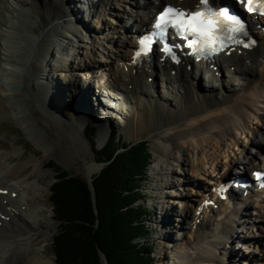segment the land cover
Segmentation results:
<instances>
[{
  "label": "bare ground",
  "instance_id": "bare-ground-1",
  "mask_svg": "<svg viewBox=\"0 0 264 264\" xmlns=\"http://www.w3.org/2000/svg\"><path fill=\"white\" fill-rule=\"evenodd\" d=\"M125 1L126 4L131 3L132 7L138 8L137 11L131 10V14H127L130 15L133 23L121 25L119 20L115 22L120 33L125 32L126 36L114 33L107 37L105 33L106 37L102 35V38H99L110 43L114 48L107 47L101 50L100 45L103 43H99L92 32V22L101 23L107 20V23H112L110 18L100 19L99 15L102 12L116 18L122 19L123 17L125 22V19H129V16L126 18L124 14L123 16L121 14L125 6L121 3ZM179 1L174 2L185 8L200 2V0ZM213 1L216 2V0ZM225 1L234 2L236 0ZM169 2L172 1L0 0V9L6 10L11 15H7L8 20L0 19V113L15 116L24 124L26 132L34 136L35 129L28 124L29 115L26 110L28 107L32 114L34 113L32 100H36V97L37 100L47 105L50 112H55L57 117H54L61 125L76 133L77 128L72 121L77 120L79 114L95 117L96 108L93 105L95 103L89 94L94 97L98 94L90 80H86L88 77L81 78L79 83L77 81L79 76L74 79L72 73L82 71L83 66H86L87 69L92 68L95 74L94 69L97 68L96 63H98L96 54L99 51L105 58L101 60L106 64L105 66L111 64L109 67H112L116 62L117 69L98 67L100 70H97L94 77L98 81V88L101 89L99 93L103 92V96L113 102L125 100L128 103L129 100L132 103L133 120L137 121L140 129H143L138 135L140 136L148 129L154 133V138L168 143L159 142L156 149L158 153L168 158L164 160V157L160 156L163 164L159 170V172L164 170L167 182L165 185L158 182L155 184L159 190L156 191L155 197L159 200L161 214L165 215L159 226L160 228L163 225L158 236H165V229H168L165 226V220L170 216L169 213L175 210L167 207V201L163 197H167V192L165 194L161 192L164 186L175 188L182 186L184 182L189 183L187 180L189 175L199 180L205 177V182L212 183L207 178L214 174L211 179H217L216 184H219L238 175L239 173H234L235 169L245 174L251 166H253L252 172L258 168L264 170V19H260L256 25L262 26L260 30H256L259 43L251 50L236 49L230 56L227 54L216 56L212 62L207 64L189 61L186 66L179 68L175 77L172 73L174 68L168 61L161 65L164 71V88L167 93L172 96L176 93V96L178 95L182 100L181 107L173 113L168 108L170 99L163 101L164 98L161 99V95L156 97L154 92L158 80V74L154 68L156 64L158 68L159 62L153 59L149 65L144 64L142 68H135L132 63L133 50L136 48L137 40L143 29L148 25L151 14ZM22 6L31 7L38 18L36 25L31 26L38 40L37 45H33L32 48L31 45L26 47L23 43L15 41V39H20L19 36L22 33L19 32L20 28L13 19L23 17L19 12ZM85 15L88 19L84 18ZM107 26H101L103 32L111 28H106ZM123 27H129V31H124ZM85 32L90 34L92 40L89 41L90 44L87 42ZM118 36L119 39L123 38V41H118ZM160 57L162 55H159ZM81 62L84 65H81ZM190 66L192 72L195 69L200 75L190 76L189 71L186 70ZM225 70L227 74H224ZM108 75L111 76L107 77ZM59 77L64 80L60 81ZM112 78L114 81L110 84ZM149 78L153 81L149 82ZM201 79H205L210 88L212 85L215 87L214 95L218 94V97L198 93L200 91L198 83L201 84ZM208 80H211L213 84L211 85ZM121 83L127 87L121 89L122 92L124 91L121 94L122 97L114 90V88L119 90ZM104 89H109L107 94L104 93ZM84 90L85 95L82 92ZM69 93L73 97L72 100L76 101L74 109L77 112V115L73 114L70 122L66 119L68 116L64 108L68 103ZM129 95L131 100L128 98ZM97 101L106 111L102 119L107 121L112 119V114H114L112 108L101 100ZM126 103L118 104L120 111L124 110ZM155 118L159 119L158 124L155 123ZM95 119L98 120L96 117ZM255 120H259V124L252 127L251 124ZM100 125L99 130L109 126V124L105 125L104 121ZM246 133H248L249 142L243 145L241 142V150L233 153V147L240 144L239 135ZM258 138L261 139L260 142L257 141ZM172 147L176 150L172 151ZM20 153L19 150L12 153H0V264H47L44 260L45 255L42 256L43 250L35 246L41 244V234L47 232L53 234L57 228L51 223L44 226L40 222L39 211L43 205L42 190L45 188L42 185V178L48 172L42 169L43 161L29 160L12 165L11 155ZM258 157H260L259 161ZM222 159L225 160L224 164ZM183 165L185 167L179 170ZM31 166L34 167L35 173L30 171ZM99 168L97 166V169ZM222 168L223 172H221ZM176 173L186 178H177L179 181L175 182L170 174ZM204 187H206L205 184L200 187L199 191H193V194L191 190L182 188V191L170 192L168 196V198H180V201L173 202L172 200L171 203L173 202L177 209L179 208V211H175L181 217L183 224L187 223L185 213H189L194 206L195 222H188L193 225L192 228H188V232L177 240V247L180 250L176 251V257L179 264H226L232 259L236 264V259L241 255H238L233 247L232 241L235 238L249 244L248 248L252 246L262 248L264 246L262 242L264 215L260 213L253 217L249 209L255 205L259 210L264 209V190L247 189L245 196L243 192L235 191L232 193V198L236 197L233 207H228L218 201L219 206L216 210L205 205L206 194L201 190L207 189ZM200 190L201 194H198ZM196 193L197 195H194ZM184 199H188V202H184ZM244 217H248L245 222L251 225L249 230L251 228L253 232L254 228H257L259 234L254 237L249 235L247 238L240 234L238 227L242 224ZM170 219L172 220V215ZM195 219H199V222ZM170 224L174 225V222L171 221ZM184 227L187 228L186 225ZM172 234L169 227L168 237ZM25 238L30 240L29 244L32 247L27 245ZM179 245L184 246L179 247ZM223 250L225 252H222ZM248 260L256 264L258 256L250 253L244 263ZM262 264H264V255Z\"/></svg>",
  "mask_w": 264,
  "mask_h": 264
},
{
  "label": "rangeland",
  "instance_id": "rangeland-1",
  "mask_svg": "<svg viewBox=\"0 0 264 264\" xmlns=\"http://www.w3.org/2000/svg\"><path fill=\"white\" fill-rule=\"evenodd\" d=\"M141 1H143V0H141ZM121 4H122V6H124V4H125L124 10H123L124 12L121 11L122 16H123V14H124V16H126V18H128V16H129V19H127V20L125 19V22H124L123 17H122V19L117 17L119 19V24L131 25L133 23L132 19H131L130 15H127V14L130 13L132 5H131V3L126 4V1H125V3H121ZM132 8H133V11H137V9H138L136 7H132ZM18 10H19V8H18ZM19 12L23 15V17H19L18 19L16 17V19H13V21L15 20V22H17L18 27L20 28L19 32L22 34H21V36H19L20 39H15V41L23 43L26 47L31 45V48H32L33 45L34 46L37 45L38 40H37V34L35 32H33L31 26L36 25V22H38V18L36 17L33 10H31V7H29V6H22L21 10ZM7 13L8 12L6 10L4 11V9H0V19H2V20L7 19L8 20L9 17L7 15H10V14L9 13L7 14ZM99 17H100V19L110 18L112 21V23L111 22L107 23L106 22L107 20L106 21L103 20L101 23L99 22L101 24V26L102 25H104V26L108 25L106 28L111 27L110 29H107V30H109V33L106 34V36L108 35L107 37H109L110 35H113L114 33H117L116 35H120L123 37L126 36L125 32L120 33L119 27H116L115 22H118V19L115 16L113 17L111 14L105 15V13L102 12L99 15ZM84 18L88 19L86 17V15L84 16ZM99 23L93 21L91 26H92V32L94 33V35H96V38L99 41V43H103L100 45L101 50H105L107 47L114 48L110 43L102 41V39H101L102 35H103V37H106L104 35H105V31H107V30H104V32H103ZM70 25L74 26L72 24H70ZM123 28H124V31L125 30L129 31V27H123ZM85 33L87 36V42L90 44V42L92 41L90 38V34L87 32H85ZM99 37H101V38H99ZM117 40L118 41L120 40V42H121V41H123V38L119 39V36H118ZM13 44L14 43H12V45ZM101 52H103V51H101ZM69 54H70V52H69ZM104 59H105L104 56L99 51V53L96 54V62L98 61V63H96L97 68L94 69V71H96L95 74L100 70V68H103V67H106V68L114 67V68H116V62L115 63L113 62L114 64L112 63L113 64L112 67L111 66L109 67V65H111V64H108V66H105L106 64L104 62H101V60H104ZM99 61H100V63H99ZM82 62H81V65H84L83 64L84 62L83 63ZM50 63H51V61H50ZM98 67H100V68H98ZM82 71L83 72H81V71L73 72L72 74L74 76V79H76V77L79 76V79L77 81L80 83L81 78L86 79V77H88L89 79L87 78L86 80H88V81L90 80L92 85L95 86L96 84H98L97 83L98 81L95 80V77H94L95 74H94L92 68L87 69L86 66H83ZM226 72L227 71L225 70L224 74H227ZM60 73H62V72H60ZM111 73H113V71ZM110 76L111 75H108L107 77H110ZM62 79L64 80V78H60V81ZM113 81H114L113 78L110 79V84ZM208 81H210L211 85L213 84V83H211V80H208ZM62 82H64V81H62ZM204 84H206L205 79L201 81V84L198 83V85L200 87V91L198 92L199 94L209 95L211 97H218V94L214 95L213 89L215 87H213V85L210 88V86L207 85L208 83L206 84V86H204ZM214 84H215V82H214ZM163 85L164 84L162 82V77L160 76V80L158 81V85L157 86L155 85L156 86L155 95H156V97H159L161 95L160 96L161 99L164 98L163 101H165V99L169 98L170 100L168 101V108L170 109L171 112L175 113L181 107L182 100L180 99V97L178 95L176 96V93H174L173 96H172V94L167 93V91ZM115 86L117 87V84ZM207 86H209L210 89L207 88ZM215 86H217V85H215ZM110 87H112V86H110ZM97 88H98V85H97ZM120 88L125 89L127 87L121 83ZM120 88H119V90L118 89L116 90L114 88V90H116L115 93H117V95L122 97L121 94L124 93V91L122 92ZM76 90H77V88H76ZM99 90H101V89H99ZM108 90L109 89H105L104 93H106ZM114 90H112V92ZM96 92H97V90H96ZM219 93H220V91H219ZM222 94H223V92H222ZM101 95L103 96V92ZM220 97H222V96L220 95ZM72 98L73 97L69 93V95L67 96L68 103H67V105L64 106V108L67 112L66 115L68 116V118L66 117V119L68 122H70L71 119H73L72 117L74 116L73 115L74 113H76V115H77V112L74 109V104L76 101L72 100ZM128 98L131 100L130 95ZM35 99L36 100H32L33 101L32 102V106H33L32 110H34V113L32 114V112L28 109V107L26 110L28 115H29L28 124L32 125L33 129H35L34 130V133H35L34 136H30V134H28L26 132V130L24 129V124L20 120H18L15 116H12V115L7 114V113H0V153L1 152H3V153H10L11 152L12 153L16 150H19V151H21L20 154L11 155L13 157L12 158V165H15L19 162H27L29 160H34L36 162L37 161H43L42 169H44L46 172H48V174L44 175L42 178V185L45 186L46 189L44 188L42 190L41 201H42L43 205L39 211L40 222L44 226L51 223L54 226H57V228L53 234L48 233V232L46 234L45 233L41 234V236H40L41 244L35 246L37 249L43 250L42 256L45 255V257H46V258H44L45 262H47V264H55L53 262L55 260V256H54V252H53L52 241H53L55 236L60 234V226H61V221H59L57 219V217H55L54 213L52 212L53 207H52V203H51V199H50V194H51L50 187L53 184V182H54L53 178L57 175V173L54 172V170L52 168L48 167L49 162H56L57 166L66 169L72 176L81 177V178H84L86 180H89L92 177L96 176L100 172V169H101V165L99 162H97V158H96L94 151L97 149H100L102 146H104L107 143V141L109 140L111 131L113 129H116L119 131V135L123 138V140L126 143H137V142L142 141V140H147L148 148H149L150 152H152V154H153V160H152L153 164L148 168L146 180L142 184L143 188H141V190H142L141 193L143 194L144 198L141 199V202L139 201L140 203L143 204L144 207H146L149 210V214H148V218H147L148 221L146 222L147 223V229H148V235L142 241L153 247V252L151 254L153 259H154L153 264H173V262H174V264H179V260L176 257V254H177L176 251L180 250L177 247V244H178L177 240L179 239V237L181 235L188 232V228H192L193 225H191L189 223L191 221H192L191 223L195 222L194 221L195 213L193 212V208H194V206H193L192 210L189 213H185V216H187V218H185V221H187V223L183 224V222L181 221V217H179L177 212H176L177 210L179 211V208L177 209V206L175 204H173V202L180 201V198H174V197L168 198L169 193L170 192L178 193L182 188H184V189L191 190L192 192L191 191H189V192H191L193 194V191H199L200 187L203 186L204 184L209 185V184H214V182L216 183L217 179H215V180L211 179L212 177H214V174H212V176L210 175L211 177L207 176V177H210L207 179L211 180L212 183L205 182L204 181L205 177L202 180H199L196 177H192V175H189V177L187 178L189 183L184 182L182 184V186H176L175 188L174 187L165 188V186H164V189H162L161 192H164V194L167 192V197L163 196L164 200L167 201L166 202L167 207H168V209L173 208L176 211L173 210V212L171 211L169 213L170 216L172 215V220L170 219V216H168L167 219L165 220V226L168 227L167 230L165 229V236H162V235L158 236L159 235L158 232H159V230H161L160 228H162L163 225H161L160 228H159V226L163 222L162 220L165 218V215L161 214V209H160V206L158 204L159 200H157L155 197L156 191H159L155 184H157V182H158L159 184L165 185V182H167V181L165 180L166 177L164 174V170L159 172V170L163 164V161L161 158L164 156L162 154L158 153L156 151V149H157V145L159 142L160 143H164V142H161V141L157 140L156 138H154L153 137L154 133H152V131H150L148 129H146L144 132H142V134L140 136L138 135L140 130H143V129H140V127L137 126V121L134 122V120H133L132 103H130L129 100H128V103H126L125 100H121V101L115 100L114 101V102H116L115 105H118L122 102L126 103V105L124 107V110H122V111H120L118 106L115 107V110L112 109V111H114V114H112L113 118L107 121V120L102 119V115H104L102 113V110H104L103 109L104 107H102L101 104H99L98 101L96 99H94L95 104H93V105L96 108L95 109V112H96L95 117L98 118V120L95 119V117L91 118V117H88V115L81 116V114H79L77 120L72 121L75 128H77L76 129L77 131L75 133L72 130L70 131V130L66 129L63 125H61L58 122V120L54 117V116H56L55 112L54 111L50 112V109L47 108V105L43 104L42 101L37 100L36 97H35ZM24 105L25 104H23V106ZM0 112H1V109H0ZM153 118H154V115H153ZM88 121H94L95 122L94 124H97L98 126H101L100 123L102 121H104L105 125L109 124V126L103 128V129H100L94 136H92V138H94V140L96 142L95 145L92 143L91 139H89L85 136V128L87 126L86 123ZM154 121L156 124H158L159 119L155 118ZM98 122H100V123H98ZM257 124H259V120L253 121L251 126L253 127ZM239 140H240V144L233 147V150H232V151H234L233 153H237L238 151L241 150V142H242V145L247 144L249 142L248 133L243 134V135L240 134ZM260 140H261L260 138L257 139L258 142H260ZM164 144H168V143H164ZM174 150H176V149L172 147V151H174ZM254 152H256V151L254 150ZM160 156H162V157H160ZM167 159L168 158L164 157V160H167ZM259 159H260V157H258V161H259ZM222 162L224 164L225 160L222 159ZM97 166H99L100 168L97 169ZM184 167L185 166L183 165L182 167H180L179 170H182V168H184ZM252 168H253V166H251V168L248 169V172H247L248 174L251 173ZM176 169H177V167H176ZM33 170H34V167L31 166L30 171L35 173ZM223 170L224 169L222 168L221 172H223ZM234 173L235 174L238 173L236 169L234 170ZM170 175L172 176V180L175 182L179 181V180H177V178H181V177L186 178L183 175L177 174V173L176 174H170ZM33 176L36 177V175H33ZM197 182H199L198 184L201 183V185H198ZM204 188L206 189V187H204ZM199 193L201 194V190H200V192H198V194ZM194 195H197V193ZM172 200H174V201L171 203ZM184 202H188V199H184ZM194 205H195V203H194ZM230 206H232V205H230ZM242 211H243V209H242ZM249 211L253 213V217H255V215L258 216V214H260V213H262V215H264V209L259 210V208H257V205H255L254 207H250ZM230 214H232L231 211H230ZM243 215H245V214H243ZM177 218H178V221L176 222ZM247 219H248V217L243 218L242 224L240 223L241 225H240V227H238V231H240V234H242L243 237L247 238L249 235L254 237L255 235H257L259 233L257 231V228H254L253 232H252L251 228L249 230V227H251V225L248 224L249 222H245V220H247ZM171 221L174 222V225L170 224ZM243 222L245 223L244 226H243ZM180 224H182V225H180ZM184 225H186L187 228H185ZM179 226H181V228ZM169 227L171 228L172 233H173L171 237L170 236L168 237ZM247 230H248V232H247ZM181 231H183V232H181ZM238 239L235 238L232 241L233 247L236 249V253L238 255H241L240 256L241 258L239 260H238V258L236 259L237 264H252L248 261H246L247 263H244L246 258L250 255V253H253L255 256H258V260H257L258 264H261V262H263L264 246H262V248L260 246H258V247L252 246V248H250V247L248 248L249 244H245V242H243V240L239 241ZM246 240L249 241L251 239H246ZM25 242L27 243V245L29 247H32V245L29 244L30 240L28 241V239L25 238ZM262 242H264V239L262 240ZM183 246L179 245V247H183ZM252 249H253V252H252ZM225 250H223L222 252H225ZM227 252L229 253V249L227 250ZM226 264H235V263L233 262V259H232L231 261L226 262Z\"/></svg>",
  "mask_w": 264,
  "mask_h": 264
},
{
  "label": "trees",
  "instance_id": "trees-1",
  "mask_svg": "<svg viewBox=\"0 0 264 264\" xmlns=\"http://www.w3.org/2000/svg\"><path fill=\"white\" fill-rule=\"evenodd\" d=\"M88 131L95 145L94 130ZM95 155L105 165L92 185L49 162L57 173L51 202L61 221L53 239L56 263L104 264L102 251L108 264H152L153 247L142 241L148 235L149 210L139 202L153 159L147 143L125 144L116 132Z\"/></svg>",
  "mask_w": 264,
  "mask_h": 264
},
{
  "label": "snow or ice",
  "instance_id": "snow-or-ice-1",
  "mask_svg": "<svg viewBox=\"0 0 264 264\" xmlns=\"http://www.w3.org/2000/svg\"><path fill=\"white\" fill-rule=\"evenodd\" d=\"M238 2L243 4L249 13L264 14V0H238ZM200 4L202 7L189 10L172 5L167 6L157 18L155 25L157 31L141 37L140 49L136 52V56L147 54L156 38L166 36L168 29H172L179 38L184 40L185 46L191 48L194 53L203 52L205 49L215 51L216 45L222 49L228 46L225 41L249 46L238 39L241 35L247 36L245 24L241 18L230 13L228 9L214 10L209 6V0H200ZM163 50L171 53L172 47L166 46ZM256 176L264 178L261 173H256ZM224 190L225 187L222 185L219 191Z\"/></svg>",
  "mask_w": 264,
  "mask_h": 264
},
{
  "label": "water",
  "instance_id": "water-1",
  "mask_svg": "<svg viewBox=\"0 0 264 264\" xmlns=\"http://www.w3.org/2000/svg\"><path fill=\"white\" fill-rule=\"evenodd\" d=\"M102 167H103V166H101V168H102ZM88 181H89V183L91 184L92 179H89ZM99 252H100V254H101V256H102V258H103V260H104V264H108V261H107L105 255H104V253H103L102 251H99Z\"/></svg>",
  "mask_w": 264,
  "mask_h": 264
}]
</instances>
